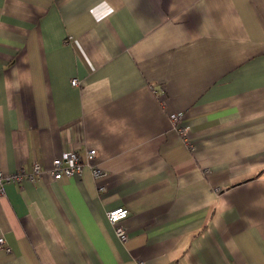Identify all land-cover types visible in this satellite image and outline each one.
<instances>
[{
    "label": "crops",
    "instance_id": "obj_1",
    "mask_svg": "<svg viewBox=\"0 0 264 264\" xmlns=\"http://www.w3.org/2000/svg\"><path fill=\"white\" fill-rule=\"evenodd\" d=\"M34 162L0 264H264V0H0V167Z\"/></svg>",
    "mask_w": 264,
    "mask_h": 264
},
{
    "label": "built area",
    "instance_id": "obj_2",
    "mask_svg": "<svg viewBox=\"0 0 264 264\" xmlns=\"http://www.w3.org/2000/svg\"><path fill=\"white\" fill-rule=\"evenodd\" d=\"M78 83L77 78L71 79V84L76 85ZM181 115L182 112H172L169 114V119L183 137L186 138V128L181 125ZM95 155V149L91 148L87 150L86 159L90 160ZM83 163L80 160V156L75 151H66L62 153L60 156H56L51 161V172L53 178L57 179L61 176H72L73 174H81ZM91 170L93 176L99 177L103 175V172L96 166L91 165ZM42 171V166L37 162H34L32 169L30 172H25L23 168L10 172L4 173L0 167V196L5 194V183L7 182H15L20 183L22 179L28 178L31 181H35L37 175H39ZM103 190V187H100ZM129 209L125 206H117L109 210L106 214L107 220L113 226L114 233L117 238L124 242L128 238L127 230L123 225V221L129 216ZM5 246V239L3 233L0 230V247ZM7 250L9 248L7 247Z\"/></svg>",
    "mask_w": 264,
    "mask_h": 264
}]
</instances>
